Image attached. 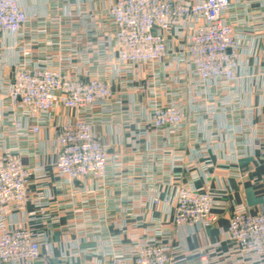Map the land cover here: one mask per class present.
Here are the masks:
<instances>
[{
    "label": "built area",
    "instance_id": "1",
    "mask_svg": "<svg viewBox=\"0 0 264 264\" xmlns=\"http://www.w3.org/2000/svg\"><path fill=\"white\" fill-rule=\"evenodd\" d=\"M22 1L0 0V37L14 38L10 49L18 54L5 77L6 49L0 47V90L9 112L0 121V264H53L50 236L63 213L70 215V231L109 233L104 210L91 205L87 196L105 191L116 176L110 171L108 148L94 131L98 122L112 120L116 108L123 107L124 100L114 99L115 79L126 89L140 77V65L152 69L144 85L150 103L147 133H179L197 116L196 109L188 113L178 89L219 87L230 104L228 112H235L240 107L234 87L240 79L241 53L249 46L240 28L264 37V0H104L109 6L101 17L68 0L57 7L59 13L39 17L37 29H28L32 17ZM163 89L172 96L166 95L165 102L159 98ZM201 94L204 102L211 96ZM212 96L218 101V94ZM214 107L205 109L215 113ZM62 110L73 113L56 125L57 176L62 182L89 180L95 189L82 191L86 198L77 204L72 200L79 191L74 186L53 206L56 194L47 184L48 171L38 162V142L52 116ZM206 136L213 138V131L207 129ZM195 153L203 171L214 166L208 141H200ZM113 164L123 166L119 159ZM195 180L180 184L172 199L159 193L152 197L155 205L174 207V224L181 231L212 227L219 219L216 209L225 205L222 191L197 187ZM94 210L103 217L94 219ZM230 211L222 237L194 251L196 261L187 264H264V208L254 212L244 202H233ZM15 213L22 218L16 219ZM133 224L128 242L111 236L113 244L123 246L105 250L111 255L109 264H185L177 258L180 247L173 244L169 224L154 222L153 236L138 233L142 221Z\"/></svg>",
    "mask_w": 264,
    "mask_h": 264
},
{
    "label": "crops",
    "instance_id": "2",
    "mask_svg": "<svg viewBox=\"0 0 264 264\" xmlns=\"http://www.w3.org/2000/svg\"><path fill=\"white\" fill-rule=\"evenodd\" d=\"M67 1L23 0L24 9L32 17L28 29L39 28V17L58 12L57 7H63ZM69 1L83 4L98 17L109 6V2L104 0ZM244 28L241 27L240 30L245 32L243 34L248 38L249 46L242 49L240 79L234 87L240 107L231 114L228 112L230 104L226 103V93L221 88L210 86L205 91H201L203 89L199 87L193 90L189 88L183 101L188 106V113L191 114L196 109L197 116L189 119L179 133L170 134L166 130L147 133L145 130L149 127L150 103L144 84L148 82L147 78L151 79L150 72L153 71L144 70L146 67L140 65V77L135 78V85L126 89L120 86V79H115L114 99L124 100L123 107L116 108L112 120L98 122L94 131L108 148L112 158L110 171L116 176L105 191L87 196L92 200L91 205H97L104 210V225H107L109 233L100 236L90 230L87 233L70 231L67 229L71 222L70 215L63 213L50 236L53 264H109L111 255H105V250L111 251L123 246L113 244L111 236L122 237L123 243L128 242V233L132 232L133 223L136 221L143 222L137 230L141 236L154 235V222L163 221L169 224L173 244L180 247L177 258H184V263L187 264L196 261L194 251L222 237V233L228 228L230 206L233 202H244L254 212L264 208V37L255 38L249 27ZM14 42V38L9 35L0 37V47L6 49L2 70L5 77L10 75L18 56L16 51L10 49ZM160 74L166 77L163 72ZM191 90L198 94L194 105L189 104L193 101ZM204 92L211 93L205 102L201 98V93ZM214 94H218V101L213 98ZM6 105L7 101L0 90V121L6 120L9 115ZM206 105H215L211 109L215 113H208ZM120 108L131 114V117L127 114L121 115L118 110ZM72 113L70 110H62L61 113L54 114L38 142L39 151L42 153L38 162L48 171L47 184L56 194L53 206L62 201L63 195L69 193L74 186L79 190L72 199L77 204L86 198L82 191L95 189L89 180L62 182L63 179L57 176L55 170L56 125L63 117ZM207 129L213 131V138H207ZM200 141H208L209 156L214 163L207 172L200 168L196 159L195 148ZM27 159L30 160V157ZM118 159L123 163L122 168L113 164ZM119 179L121 180L117 181ZM192 179H196L197 187L209 185L222 191L225 205L216 209L219 219L212 227H185L181 231L174 224V207L165 203L155 205L152 197L159 193L162 199H172L178 186ZM36 181L41 182V179L36 178ZM38 184H33L31 190L35 191ZM61 184L65 185L59 188ZM136 213L140 216H136ZM101 214L94 210V219L102 218ZM15 218H22V214L15 213Z\"/></svg>",
    "mask_w": 264,
    "mask_h": 264
},
{
    "label": "rangeland",
    "instance_id": "3",
    "mask_svg": "<svg viewBox=\"0 0 264 264\" xmlns=\"http://www.w3.org/2000/svg\"><path fill=\"white\" fill-rule=\"evenodd\" d=\"M0 56H1V55H0ZM144 70H146V69H144ZM151 70H152V69H150V68L147 69V71H151ZM144 72H145V71H144ZM145 75H146V74H145ZM145 77H146V76H145ZM167 78H169V77H167ZM165 79H166V77H165ZM169 79H170L171 81L174 80L173 83H179V82L181 81V79L178 78V77H176V78H174V79H171V78H169ZM135 81H137V80H134V82H135ZM146 81H150V78H147ZM167 81H168V80H167ZM138 83H139V80H138ZM144 85L147 86L146 83H145ZM150 87H151V86H150ZM193 89H194V88H192V90H193ZM192 90H191V91H192ZM162 91H163V92H161V94L159 95L160 100H163V99H164L162 102H165L166 95H167L168 97H172V96L169 95V92H166V91H165V89H163ZM176 91H180V93L182 92V93H183V96H185L186 93H187V92H184V91L179 90V89L176 90ZM182 93H181V94H182ZM192 93H193V96H195V97L192 96V99H191V100H193V101H192V102L190 101L189 104L194 105L195 102H196V101H195V100H196V94H195L194 91H192ZM157 94H158V93H157ZM210 95H211V94H210ZM203 96H204V95H203ZM161 98H163V99H161ZM193 98H194V99H193ZM193 112H195L194 109H193L192 113H193ZM192 113H191V114H192Z\"/></svg>",
    "mask_w": 264,
    "mask_h": 264
}]
</instances>
